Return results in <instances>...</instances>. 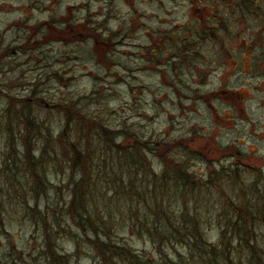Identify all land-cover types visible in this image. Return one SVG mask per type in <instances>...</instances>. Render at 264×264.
Listing matches in <instances>:
<instances>
[{
  "label": "rangeland",
  "instance_id": "374dc122",
  "mask_svg": "<svg viewBox=\"0 0 264 264\" xmlns=\"http://www.w3.org/2000/svg\"><path fill=\"white\" fill-rule=\"evenodd\" d=\"M82 24L101 28L112 43L103 60ZM0 91V170L9 145L4 93L27 99L43 132L55 137L66 125L58 106L73 104L116 132L118 144L132 145L128 137L150 142L149 163L158 173L166 155L197 180L225 169L237 184L258 181L264 196V0H0ZM96 144L100 153L105 144ZM45 146L44 139L34 142L38 157ZM54 159L43 168L38 196L7 195L0 174V264H52L48 240L70 264H101L70 215L78 175ZM112 164L110 172H125L118 159ZM223 185L232 195L234 183ZM220 211L214 205L209 216ZM114 214L115 241L157 255ZM219 232L214 221L207 225L211 242ZM259 234L264 246V227Z\"/></svg>",
  "mask_w": 264,
  "mask_h": 264
},
{
  "label": "trees",
  "instance_id": "16d2710c",
  "mask_svg": "<svg viewBox=\"0 0 264 264\" xmlns=\"http://www.w3.org/2000/svg\"><path fill=\"white\" fill-rule=\"evenodd\" d=\"M81 26L88 29L82 35L93 42L99 60H103L104 51L112 43L102 35L101 28ZM151 55V62L160 63L159 58H153L155 54ZM3 95L9 99L5 112L10 123L6 132L9 145L0 174L7 195L13 190L20 198L22 191L27 190L30 196H38L39 185L44 182L43 168L51 165L54 157L64 160L78 175L72 179L70 215L84 230L101 264H231L235 260L264 264V246L259 238V230L264 227V196L259 194L258 181L237 184L238 178L234 180L225 169L214 171L205 180H197L183 162L166 155L160 157L163 170L158 173L149 163L147 150L155 151L150 142L128 137L132 145L118 144L116 132L113 134L73 104L58 106L66 125L55 137L47 128V133L43 132L44 125L37 120L27 99ZM41 139L46 141V146L38 157L33 145ZM98 140L105 144L100 153ZM46 158L49 160L45 161ZM130 158L133 161L128 163ZM115 159L119 161L117 168H123L124 173L109 171ZM225 181L234 183L232 195L224 188ZM100 183L105 185L99 191ZM108 188L110 192L105 194ZM216 193L223 201L214 204ZM207 197L210 200L204 202ZM233 197L237 200H232ZM218 204L221 211L210 217L214 205ZM205 208L208 216L203 213ZM31 211L34 212L33 208ZM114 211L119 212L132 233L152 242L157 255L139 253L115 241L113 233L120 223ZM213 221L220 225L218 242H211L206 235L207 225ZM86 239L82 236L88 244ZM170 248L174 254L169 253ZM45 255L52 264H70L69 257L61 254L50 240Z\"/></svg>",
  "mask_w": 264,
  "mask_h": 264
}]
</instances>
